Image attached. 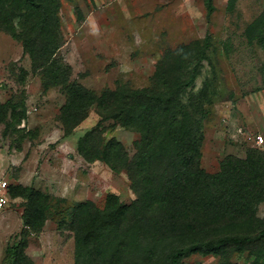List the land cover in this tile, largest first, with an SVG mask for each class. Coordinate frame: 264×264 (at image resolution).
Returning <instances> with one entry per match:
<instances>
[{
  "label": "rangeland",
  "instance_id": "374dc122",
  "mask_svg": "<svg viewBox=\"0 0 264 264\" xmlns=\"http://www.w3.org/2000/svg\"><path fill=\"white\" fill-rule=\"evenodd\" d=\"M38 1L48 11L44 28L22 0H0V105L7 110L0 121V180L12 187L0 212V264L24 236L22 264H76V207L104 208L111 193L126 204L137 198L125 171L80 152L102 120L98 105L66 135L68 86L79 83L97 96L116 88L162 89L186 81L194 65L198 75L182 103H194L193 111L205 106L203 117L196 112L190 121L203 126L199 163L226 176L215 212L176 226L228 224L232 234L263 229L264 0H214L212 15L204 0ZM101 122L106 141L116 137L131 156L137 152L139 133ZM175 162L173 152L164 155L158 174L173 172ZM25 188L40 194L32 207L43 212L44 224L26 225L33 213ZM250 251L233 250L231 261L252 264ZM219 262L218 255L192 253L181 264Z\"/></svg>",
  "mask_w": 264,
  "mask_h": 264
},
{
  "label": "trees",
  "instance_id": "16d2710c",
  "mask_svg": "<svg viewBox=\"0 0 264 264\" xmlns=\"http://www.w3.org/2000/svg\"><path fill=\"white\" fill-rule=\"evenodd\" d=\"M22 1L28 10L40 15L37 25L44 28L48 22L46 5L38 0ZM204 5L208 15L215 12L214 0H204ZM79 16L83 18L81 11ZM197 75L198 66L194 65L186 81L169 83L167 88H116L101 96L79 83L68 86L62 111L66 135L96 105L102 109V120L139 133L133 156L116 137L103 138L102 120L80 142V152L87 159L102 160L114 171H125L137 198L126 204L111 193L104 208L88 203L76 207L80 219L74 227L76 264H181L192 253L215 254L220 257L219 264H236L231 261L232 251L244 254L247 249L254 256L252 264H264V228L256 234L252 228L232 234L228 224L176 226L182 223L181 218L192 221V215L215 212L221 205L220 181L226 176L208 173L199 163L203 126L190 121L203 117L205 106L199 103L193 111L194 103H182ZM6 111V106L0 105V121ZM171 152L177 169L171 172L170 167L164 168L159 175L162 157ZM27 191V208L33 214L25 216L26 225L44 224L43 212L32 207V203H39L40 194ZM243 224L250 226L248 221ZM26 244L24 236L21 244L8 248L7 264L23 263Z\"/></svg>",
  "mask_w": 264,
  "mask_h": 264
},
{
  "label": "built area",
  "instance_id": "2783aa9c",
  "mask_svg": "<svg viewBox=\"0 0 264 264\" xmlns=\"http://www.w3.org/2000/svg\"><path fill=\"white\" fill-rule=\"evenodd\" d=\"M259 141L258 142H263L264 138L263 136H258ZM10 183L3 179L0 180V212L4 210L6 207H8L10 203Z\"/></svg>",
  "mask_w": 264,
  "mask_h": 264
}]
</instances>
